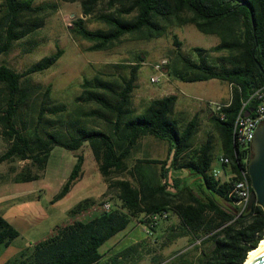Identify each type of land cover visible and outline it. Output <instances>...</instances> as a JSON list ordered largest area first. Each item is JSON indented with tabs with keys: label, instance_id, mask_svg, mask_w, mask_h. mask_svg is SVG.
I'll return each mask as SVG.
<instances>
[{
	"label": "trees",
	"instance_id": "1",
	"mask_svg": "<svg viewBox=\"0 0 264 264\" xmlns=\"http://www.w3.org/2000/svg\"><path fill=\"white\" fill-rule=\"evenodd\" d=\"M65 1H80L84 15H93L106 25L91 29L84 17L73 20L72 31L91 41L93 50L109 49L128 34L157 38L175 24H195L202 32L220 37L211 47L195 46L196 57L177 50L175 63L167 66L169 74L182 81L217 78L231 85L230 101L214 111L212 121L220 134L223 153L231 161L232 174L222 178L212 173L213 137L210 135L199 145L193 144L199 115L195 114L182 127L180 117L175 114L176 93L153 98L142 112L136 111L132 94L137 87L139 62L129 66L128 76L120 83L100 76L82 82L83 90L77 99L98 105L83 114L103 120V128L85 125L77 116L71 124L51 129L46 126L50 122L47 115L66 109L49 105L53 84L43 87L32 81V75L50 69L65 50L58 46L22 71L0 63V124L10 141L0 154V164L31 159L44 169L56 146L76 152V162L52 202L65 197L80 177L85 160L81 150L86 144L107 180L128 170L127 159L137 149L142 136L152 135L170 145L165 159H138L128 170L133 180L118 177L112 181L120 190V206L58 225L49 236L26 247L5 264H137L148 254L150 264H244L249 252L258 247L264 236V210L252 203L243 210L233 193L243 171H247L251 181L248 166L253 157L252 147L240 144L235 138L234 127L239 114H254L258 91H264V0ZM103 1H107L110 11L98 13ZM35 2L2 0L0 56L10 52L16 41L43 26L44 15L58 9L54 2ZM212 53L217 54L212 56ZM43 88L44 98L31 116L24 118V108ZM170 168L186 169L202 182L196 189L176 177L170 185ZM37 178L36 174L22 173L18 180ZM91 202L88 198L82 200L72 212L78 213ZM164 210L175 212L179 222L169 228L159 247L144 238L105 258L102 247L133 219L155 231L156 226H151L147 216ZM20 234L0 212V249L12 244ZM180 237H188L189 245L166 256L162 250ZM194 249L195 256L191 253Z\"/></svg>",
	"mask_w": 264,
	"mask_h": 264
},
{
	"label": "rangeland",
	"instance_id": "2",
	"mask_svg": "<svg viewBox=\"0 0 264 264\" xmlns=\"http://www.w3.org/2000/svg\"><path fill=\"white\" fill-rule=\"evenodd\" d=\"M47 2L57 3V11L44 15L45 22L43 26L21 40L16 41L10 52L0 56V63H6L16 70L22 71L42 57L54 52L58 46L65 50L63 56L50 69L32 75V81L36 84H41L43 87L49 83L53 84L49 105L64 106L66 109V111L58 114H48L47 119L50 122L46 125L47 128L64 127L71 124L77 116L81 117L85 125L103 128L105 126L103 120L87 117L83 114L84 111L95 109L98 105L92 101L85 102L77 99L83 90L82 82L85 78L100 76L120 83L123 81V77L128 76L129 66L139 62L141 68L138 72L137 87L132 94V104L136 111L142 112L153 98L177 93L179 101L175 113L181 118L182 127L191 118L192 113L195 110H199L200 119L202 120L200 134L194 138L193 144L204 143L207 132L211 131L215 135V142L217 148H219L218 133L214 124L207 117L209 114L207 106H214L212 102L224 103V101L213 98H226L229 94L228 86L230 84L228 85L226 81L217 78L203 82L182 81L169 74L170 67L167 65L163 68V72L158 73L160 75L158 82L150 80L151 76L155 74L154 64L161 59L167 58L170 65L174 64L176 53L179 49H182L184 53L192 57H196L197 54L194 47H211L220 41L218 35L204 33L195 24H175L170 26L164 35L157 38L144 39L138 35L128 34L109 49L93 50L90 49L91 41L72 31L73 20L82 16L86 19V23L91 29L106 28V25L93 15H84L80 1L36 0L35 4ZM1 3L2 0H0V9ZM108 11H110L108 3L103 1L99 5L97 12ZM177 41L180 43H177ZM216 54L212 53L211 55L214 56ZM221 83L223 84V89L221 88ZM44 90L45 88L32 100L31 104L24 108L22 112L24 118L30 117L34 107L44 98ZM208 98L211 100L207 101L206 99ZM191 99L198 103H203L204 107L198 109V103L192 102ZM3 131L4 128L0 124V154L7 149L10 142ZM149 138L156 139L152 135L144 138L146 156L163 158L169 154L168 141L157 138L159 146L153 150L146 143ZM86 150L87 144L81 152L88 157ZM75 162L76 152L56 146L44 169L39 168L31 159L4 161L0 164V195H4L6 199L0 204V212L8 217L5 210H8L10 205H20L23 202L37 203L39 209L38 213H31L26 209L23 212L24 217L20 216L21 220L20 218L17 220L11 219V222L21 233L12 242L13 246L28 247L46 238L51 232H54V228L58 225H63L73 220L77 213H73L72 209L87 197H91L93 201L91 203L110 199L115 206L121 205L118 198L120 190L112 184V181H115L118 177L133 180L132 176L128 172L115 173L111 180H107L99 170L96 160L88 161L86 165L87 175L83 178L80 175L65 197L57 202H52L54 195L61 190L62 185L67 180ZM217 163L215 160L214 164L217 165ZM22 173L36 174L38 178L31 181L18 180ZM187 173L186 169L173 171L171 169L170 175H176L180 178L184 177L187 182ZM190 181L196 189L199 187L200 181L198 179L192 180L190 176ZM169 183L173 185V180L170 179ZM171 189L172 191L174 190V188ZM223 204L235 209L234 206L224 201ZM141 217L143 216L141 215ZM176 222L177 216L170 212L169 217L161 220L155 227V231L148 233L145 224L133 219L127 228L130 229L128 234L123 235L125 229L102 247V251L107 252L105 258L140 238H147L151 245L159 247L164 241L171 223ZM188 245V237H180L162 251L166 256H169ZM4 249H6V246H2L1 251ZM191 253L195 256L197 250L194 249ZM150 258L151 255L148 254L137 264H150Z\"/></svg>",
	"mask_w": 264,
	"mask_h": 264
},
{
	"label": "crops",
	"instance_id": "3",
	"mask_svg": "<svg viewBox=\"0 0 264 264\" xmlns=\"http://www.w3.org/2000/svg\"><path fill=\"white\" fill-rule=\"evenodd\" d=\"M207 48V47H206ZM211 80V79H210ZM204 81H209V80H204ZM203 82V81H202ZM228 83V82H227ZM228 85H229V83H228ZM221 88L223 89V84L221 83ZM228 91H229V94L227 95V97L226 98H224V97H222V98H219V99H217V98H213V99H216V100H220V101H224V103H227V102H229L230 101V99H231V85H229L228 86ZM171 94V93H170ZM177 94V93H176ZM165 95H168V94H165ZM178 95V94H177ZM192 100V102H196L194 99H191ZM207 101L208 100H211L210 98H208V99H206ZM178 101H179V96H178V100H177V103H178ZM205 101V100H204ZM177 103H176V105H175V112H176V106H177ZM196 103H198V102H196ZM223 104V103H222ZM198 109H201V108H203L204 107V104L203 103H198ZM207 108L209 109V114H208V119H210L211 120V122L213 123V121H212V115H213V113H214V111L216 110L215 108H214V106H211V107H208L207 106ZM176 114V113H175ZM195 114H198L199 115V110H195V112H193L192 113V116H191V118L195 115ZM177 116V115H176ZM179 117V116H178ZM190 118V119H191ZM181 119V118H180ZM188 121V120H187ZM201 119H200V115H199V126H198V131H197V133H196V135L194 136V138H196V136L198 135V134H200V128H201ZM214 124V123H213ZM214 127H215V125H214ZM215 129H216V131H217V133H218V138H219V148H217V145H216V142H215V135H214V133L213 132H211V131H208L207 132V136H206V139L211 135L212 137H213V140H214V143H215V149H214V161L216 160V162H218L217 163V165H215L214 164V161H213V166H212V173L214 172V171H219V174L217 175V176H221L222 178H227L229 175H231L232 174V165H231V161L229 162V163H225V162H222L221 161V157H223V156H225L224 155V153H223V148H222V141H221V137H220V134H219V132H218V130H217V128L215 127ZM146 136H149V135H144V136H142L140 139H139V144H138V147H137V149L133 152V154H132V156L129 158V159H127V163H128V170L129 169H132V167H133V165L136 163V161L138 160V159H143V158H159V159H165V158H167V155L165 156V157H155V156H146V144H145V142H144V138L146 137ZM194 138H193V140H194ZM146 143H148V145L154 150V149H156V148H158V146H159V141H158V139L156 138V139H150L149 138V140L146 142ZM195 145H199V144H195ZM168 146H169V150H170V145H169V143H168ZM86 152H88V157L84 154V156H85V160H84V163H83V166H82V171H81V178H83L85 175H87V171H86V165H87V163H88V161H90V160H96L95 159V157H94V154H93V151H92V149H91V147L87 144V150H86ZM85 152V153H86ZM168 153H169V151H168ZM227 157V156H226ZM97 161V160H96ZM98 167H99V163H98ZM171 169H172V171L173 170H176V169H174V168H170V171H169V178H168V182L170 181V179H172V180H174V178H176V177H178V176H176V175H170V173H171ZM100 170V169H99ZM125 171V172H128L130 175H131V173L129 172V171ZM188 171V170H187ZM124 173V172H123ZM187 177H188V180H187V184L188 185H192L193 186V184H191V181H190V176L192 177V180H195V179H198L199 181V184L202 182V180H201V178H198V177H195V175H189V172L187 173V175H186ZM183 179H184V177H183ZM88 199H91V197H87ZM87 198H85V199H87ZM84 200V199H83ZM3 201H6V199H5V196L4 195H0V204L3 202ZM91 201H92V199H91ZM26 209H28L31 213H38L39 212V209H38V205H37V203H28V202H23V203H21L20 205H10L9 206V208H8V210H5L6 212V215L8 216V217H6L7 219H9L10 221H11V219L13 220H17L18 218H20V220H21V217H24V215H23V212L26 210ZM173 214H175L176 216H177V222L176 223H178L179 222V218H178V215L175 213V212H173ZM21 216V217H20ZM23 220V219H22ZM176 223H171V225L169 226V228L172 226V225H174V224H176ZM136 228H139L138 226H135ZM128 228V227H127ZM127 228H125L124 230H122V231H124V234L123 235H126V234H128V232L130 231V229H127ZM121 232V231H120ZM119 232V233H120ZM52 233V232H51ZM119 233L118 234H116L115 236H118L119 235ZM161 234V233H160ZM50 235V234H49ZM115 236H113L112 238H114ZM144 237H146V236H144ZM143 237V238H144ZM111 238V239H112ZM110 239V240H111ZM142 238H140V239H138V240H136V242L137 241H139V240H141ZM109 240V241H110ZM108 241V242H109ZM106 244V243H105ZM27 246H13L12 244H10L9 246H6V249H4L3 251H1V249H0V264H5L8 260H10L11 258H13L14 256H16L18 253H20L23 249H25ZM2 248V247H1ZM102 250V249H101ZM104 252V251H103ZM106 254H107V252H105Z\"/></svg>",
	"mask_w": 264,
	"mask_h": 264
},
{
	"label": "built area",
	"instance_id": "4",
	"mask_svg": "<svg viewBox=\"0 0 264 264\" xmlns=\"http://www.w3.org/2000/svg\"><path fill=\"white\" fill-rule=\"evenodd\" d=\"M168 59H161L154 64L155 74L151 76L152 82H158L160 80L159 72H163V68L168 64ZM258 104L254 114L243 115L239 114L237 117L234 134L237 141L244 146H251L255 138L256 131L259 125L264 123V91H258ZM216 110L220 109L221 103L212 102ZM221 161L229 163L230 159L226 156L221 157ZM214 175H218L219 171H214ZM242 178L236 183L233 193L238 197V204L242 206L243 210L246 209L252 200L253 186L252 182L247 176V171L242 172ZM114 207V204L110 199H104L100 202L93 203L88 207L81 209L75 218L81 219L90 216L94 213L108 212ZM170 213L167 210L151 213L147 217L150 219L151 226H157L161 220L167 219ZM147 232L152 233V230L148 225Z\"/></svg>",
	"mask_w": 264,
	"mask_h": 264
},
{
	"label": "water",
	"instance_id": "5",
	"mask_svg": "<svg viewBox=\"0 0 264 264\" xmlns=\"http://www.w3.org/2000/svg\"><path fill=\"white\" fill-rule=\"evenodd\" d=\"M247 112L245 115H249ZM253 157L248 166V172L253 186L252 205L258 204L264 210V123L258 126L252 142ZM250 264H264V252L254 258Z\"/></svg>",
	"mask_w": 264,
	"mask_h": 264
},
{
	"label": "bare ground",
	"instance_id": "6",
	"mask_svg": "<svg viewBox=\"0 0 264 264\" xmlns=\"http://www.w3.org/2000/svg\"><path fill=\"white\" fill-rule=\"evenodd\" d=\"M263 252H264V236H263L262 240L260 241L258 247L249 252L248 258H247V260L245 261L244 264H250V262L254 258H256L257 256H259Z\"/></svg>",
	"mask_w": 264,
	"mask_h": 264
}]
</instances>
